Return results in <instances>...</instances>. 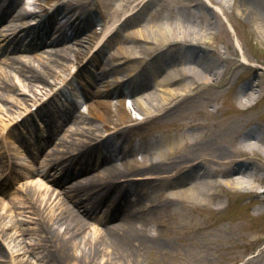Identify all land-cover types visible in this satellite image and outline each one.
I'll return each instance as SVG.
<instances>
[{"label": "bare ground", "instance_id": "obj_1", "mask_svg": "<svg viewBox=\"0 0 264 264\" xmlns=\"http://www.w3.org/2000/svg\"><path fill=\"white\" fill-rule=\"evenodd\" d=\"M22 1L0 0V18L10 21L1 25L4 35H11L9 33L21 27L19 24H12V21H23L26 22L24 24H29L28 18L40 16L29 28L32 33L37 32L34 38L41 42V45L60 47L50 50V60L41 61L38 65L33 58L27 60L20 57L10 58L11 67H15L14 71L28 81L26 86L20 85L23 94L30 96L28 99H15L9 95L8 91L12 90V83L8 80L12 76L4 71L0 73V88L7 91L0 92V100L9 101L18 108L9 111L0 104L2 123L0 143L3 141L7 143L15 137L16 126L21 117H25V122L31 121L33 116L31 109L43 100L38 98L39 92L32 90L33 86L37 84L39 88H42L41 92L45 94L47 88L57 85L61 78L62 84L67 82L72 73L68 77L66 73L71 70V67L81 68L78 71L80 76L92 70L99 71L102 76L98 83L92 80L93 75L88 74L87 79L88 96L97 99L95 104L98 110L92 113V118L101 121L103 125H95L97 132L100 133L96 137L92 129L88 127L77 128L80 124L86 123L87 119H84L82 115L76 117L73 122L76 126L74 129L63 128L62 130L64 137L75 135L78 138L67 142L66 145L60 142L52 150H48L38 169L28 166V173L35 170L36 177L31 183L27 182L20 186L23 194H12L4 186H0V239L3 240L0 244V257L10 258V261L7 260L9 264H116L121 258L125 261L132 260L136 253L146 248L163 249L166 244L162 243V237L151 234L148 228V222L144 216L147 212L143 213L141 210L145 209L144 202L140 205V201L131 199L134 189L139 185L152 188L153 184L169 183L170 185L172 182L174 185L172 187L177 188L176 184L181 182L177 189H167L161 196L167 202L197 206L216 200L220 196L219 190L226 186L243 193L258 192L256 178L246 169L247 165L258 160L257 154H261L264 159V142L254 136L251 131L242 132L237 142L235 139L231 140V135L234 138L241 128L232 127V117L220 120L218 127L231 130L229 137L220 140L230 144L233 151L230 153L219 149L212 157L209 156L206 159L208 165L205 166L200 165V162L196 161L198 159H192L191 156H184L186 160L179 164L170 163L176 162L178 154L182 153L192 141L189 135L183 134L182 128L187 125H198L196 120L184 122L182 118L185 115L160 126L164 134L153 139L152 144L159 145V148L150 154L151 158L144 160V163L148 164L146 168H141L127 159L121 166L110 164L111 156L108 157V154H105L101 157L103 148H113L117 151L115 135L105 137L102 135L103 132L108 131L112 125L114 129L124 126L119 130V135L124 134L125 129L129 130L126 124L131 120L130 112L126 108L124 99L118 97L122 94L133 95L135 86L141 83L140 79L144 70L140 71V67L134 69L125 77L127 81L124 84L116 85L118 82L122 83L123 77L115 82L108 80L107 64L104 61L85 63L86 58L92 55L94 59H97L95 57L104 53L107 42L111 38H120L110 60H116L119 57L127 63L135 62L140 66L146 64L145 69L147 67L151 69L152 84L146 81L141 84L142 89H149V91L130 100L131 106L139 114L137 119L147 123L151 119L165 116L181 101L189 98L197 84L214 85L213 79L216 78L212 76L217 75L205 72L203 67L188 60L168 66H156V58L153 55L158 52L167 53L169 45L174 42L201 41L210 32L206 34L205 31L199 32L188 28L185 24L186 16L180 9L177 11L179 14L175 16L174 22L170 21L167 24L163 21L168 17L171 19L172 14L169 13V16L162 18L159 25H155L153 21L160 8L153 11L150 8L147 22L142 18V14L151 7L150 5H153V0H95L92 3L101 13L100 19L87 6L90 3L76 5L74 4L76 0H45L36 4L35 7L39 11H31L24 7L20 8ZM164 1L165 3L177 2L176 0ZM49 6H51L50 9H48ZM58 12L69 13L80 24L88 27L100 23L101 32L98 34L94 30L88 34L89 38L83 37L81 28L73 24L74 29L71 28L75 32L68 37L62 32L68 22L58 23V19L55 18ZM44 14H48L47 18L40 20L45 16ZM135 22L142 24L138 28H133L136 25ZM128 24L131 25L130 30L121 36V29ZM192 34L194 39H188ZM35 43L38 45L37 42ZM145 43L149 44L147 48L141 46ZM21 48L23 47L19 44L13 43L0 47V50L15 53ZM216 82L220 84V78H217ZM123 87L127 90L124 91ZM255 99L252 90L238 95L239 106L245 109L252 107ZM29 100L33 102L31 106H28ZM44 110L43 115L46 116L59 112L68 116L70 113L69 110L63 112L53 107ZM204 127L208 128L209 125ZM9 128L12 130L6 133ZM172 131L179 136L177 140H175L176 135L170 134ZM206 136L208 137L209 134ZM196 139L201 140L200 137ZM63 146L67 149L59 148ZM71 149H73L72 152ZM3 159L6 158L0 153V164H6L4 172L9 171V168L10 171H15L16 164L11 166L8 161L3 162ZM99 161L103 162V165H108H105L98 173H90ZM196 170L200 172L199 176L190 174ZM47 173L55 176L54 180L58 185L67 187V193L59 191L55 195L41 179ZM185 176L193 179L192 182L183 181L182 178ZM261 182H264V179H261ZM63 193L67 195L66 199L61 196ZM67 199L76 209L65 202ZM79 213L99 222L111 221V223L94 229L90 236L81 235L86 221ZM140 220L144 222L139 226L137 221ZM20 225H26V227L20 228Z\"/></svg>", "mask_w": 264, "mask_h": 264}, {"label": "rangeland", "instance_id": "obj_2", "mask_svg": "<svg viewBox=\"0 0 264 264\" xmlns=\"http://www.w3.org/2000/svg\"><path fill=\"white\" fill-rule=\"evenodd\" d=\"M93 1L95 0H76L74 4L87 5V3H90L87 6L100 19L101 13L94 7ZM176 1L165 3L164 0H153V5H150L151 7L144 11L142 18L148 22L150 8L152 11L160 8L153 23L159 25L162 18L169 16V13H171V19L168 17L163 20L168 24L170 21H175V16L179 14L177 11L180 9L181 13L186 16L187 21L185 24L188 28L199 32L205 31L206 34L210 32V34H207V37L201 41L174 42L169 45L167 53L158 52L153 55L156 58L155 65L168 66L182 60H188L203 67L206 70L205 72H210L211 75L217 74L212 76L216 78L213 79L215 84H197L196 89L192 91L189 98L181 101L179 105L163 117L151 119L147 123L142 119L137 120L139 114L133 107L128 106L126 98L133 99L149 91V89H142L143 85L141 84H144L145 81L151 83L150 78L153 77L151 69H148V67L145 69L146 64L140 66L139 63L124 62L119 57L111 61L110 56L113 55L120 40V38H111L107 42V49L101 55L109 70L108 80L115 82L122 79V77L125 79L131 71L138 69V67H140V71L144 70V72L140 79L141 83L135 86L133 95L122 94L119 96V98L124 99L126 108L130 112L131 120L126 124L129 130L125 129L126 132L119 136L118 132L124 126L114 129V125H112L108 131L102 133L105 137L115 133L117 137L115 143L117 151L108 147L102 149L101 157L105 154L112 157L109 159L110 164L121 166L123 161L127 159L141 168H146L148 164L144 163V160L151 158L150 154L159 148V145L152 144L153 139L164 134L162 132L164 130L160 126H164L163 124L166 122L176 120L181 115H185L182 118L184 122L196 120L198 125H187L182 128L183 134L185 136L189 135L192 141L184 148L182 153L178 154L176 162L168 161L170 163L179 164L186 160L184 156H191L192 159H198L196 161L200 162V165L205 166L208 165L206 159L209 156L212 157L219 149L231 153L233 147L220 140L229 137L231 130L218 127L219 121L227 117L233 118L232 127H241L234 138L231 135V140L235 139V142H237L242 132L251 131L254 136L264 142V0ZM39 2H45V0H24L20 8L24 7L31 11H39L35 7ZM48 8H51V6ZM14 23H21V21H14ZM135 23L136 25L133 28H138L142 24L141 22ZM95 27L94 29L99 34L101 32L100 23H97ZM89 28H83L86 33L84 37L89 38ZM130 28V24L123 27L120 35L124 36ZM3 39L0 38V44ZM188 39H194V34L190 35ZM141 46L147 48L149 44L145 43ZM59 47L58 45H49L28 52L0 53V73L4 71L12 76L8 80L12 83V90L9 89L8 94L15 99H28L30 97L25 96L20 87V85L26 86L28 81L14 71L15 67H11V57H20L25 60L33 58L35 64L38 65L41 61L48 62L51 58L50 50ZM90 59V56H88L84 62L87 63ZM178 67L181 68L182 66ZM78 69L80 68L71 67V70L66 73L67 77L72 73L68 79L75 77ZM163 71L165 69L162 70V73ZM91 72L94 73L92 80L98 82L101 75H98L96 70ZM217 78H220V84L216 82ZM60 80H58L57 85H53L51 88L48 87L45 94L41 92L42 88H39L37 84L33 86L32 90L39 92L38 98L43 100L36 106L38 108L36 111H33L34 107L31 110L36 115H40L41 118V114L45 112V107H49L48 104L46 106H42V104L50 101V106L54 109H70L68 116L58 115L55 118L43 116L44 120L41 123L43 130L41 133L35 127V122L34 126L31 122H28L23 125V132L20 131L19 135V138L24 140L25 137L29 139V133H33L32 139L41 135V139L43 138L46 141V151L52 150L60 142H64L63 145H66L67 142L78 138L75 135L64 137V133L59 128V125H62L61 127L65 129H74L76 126L73 122L78 116L82 115L87 121L77 126V128L88 127L92 129L96 137L100 133L97 132L95 125H103L101 121L92 118V113L98 110L95 104L97 99L91 96L85 97L88 90L85 75L84 77L82 75L72 79V82L68 85L66 83L65 85L62 84V80ZM123 89L124 91L127 90L126 87H123ZM249 90L254 91L255 104L248 109L241 108L238 95ZM0 92L6 93L7 91L0 88ZM29 102L28 106H31L33 102L30 100ZM69 103L72 104L69 105ZM0 104L9 111L18 109L9 101L0 100ZM205 125H209V127L206 128ZM170 134L176 135L175 140L179 138L174 131ZM207 134H209L208 137ZM198 137L201 140L196 139ZM59 148L61 150L67 149L66 146ZM27 150L36 153L39 152L40 146L31 144ZM72 151L73 149H71ZM119 152L120 154H118ZM12 154L20 157L24 153L17 146ZM257 156L258 160L247 165L246 169L256 178L258 192L254 194L243 193L226 186L219 190L220 196L216 200L197 206L167 202L161 194L167 189L175 188L172 187L174 186L172 182L170 185L169 183L153 184L154 187L152 188H147L144 185L135 188L131 199L136 202L140 201V205L144 202L143 207L145 209L142 207L141 210H143V213L147 212L144 216H146L148 228L151 234L161 236L162 243L165 242L166 246L163 249L157 247L140 250L132 260L125 261L121 258L118 259L116 264H264V182H261V179H264V159L261 154H257ZM43 160V156L38 158V162L34 163L33 169H38L40 162ZM27 161L20 162L19 160V163L27 164ZM105 165L108 164L103 165V162L99 161L97 166L90 172L98 173ZM209 165L212 164L209 163ZM190 174L197 177L200 172L196 170ZM30 176V180H27L24 175H21L10 189V192L12 194H23L22 190L20 191V185L34 181L32 178L36 176V171L33 170ZM53 178L54 176L48 174L41 179L55 195L59 191L67 193V187L63 188V186L57 185L53 182ZM182 179L185 182H192L193 180L189 176ZM180 184L181 182L176 184V187L178 188ZM66 193L61 194L64 199L67 198ZM65 202L75 208L73 203L68 202V199ZM35 209L37 210V207ZM79 214L86 221L81 235L90 236L94 229L111 223V221L99 222L94 218L84 217L82 213ZM137 222L140 226L144 221ZM25 227L26 225H20V228ZM2 241L1 238L0 244L3 243ZM7 259L10 260V258ZM7 263L9 262L6 258L0 257V264Z\"/></svg>", "mask_w": 264, "mask_h": 264}]
</instances>
